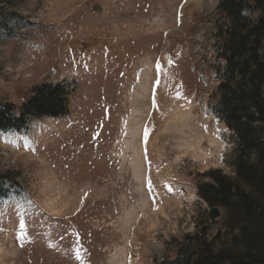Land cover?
<instances>
[{
  "label": "rangeland",
  "instance_id": "374dc122",
  "mask_svg": "<svg viewBox=\"0 0 264 264\" xmlns=\"http://www.w3.org/2000/svg\"><path fill=\"white\" fill-rule=\"evenodd\" d=\"M217 3L0 0V104L70 91L66 116L0 131V264H167L216 235L197 185L236 176L211 110Z\"/></svg>",
  "mask_w": 264,
  "mask_h": 264
},
{
  "label": "trees",
  "instance_id": "16d2710c",
  "mask_svg": "<svg viewBox=\"0 0 264 264\" xmlns=\"http://www.w3.org/2000/svg\"><path fill=\"white\" fill-rule=\"evenodd\" d=\"M215 29L224 68L211 110L234 139L236 176L214 170L197 185L198 197L226 218L210 241L197 236L195 247L184 243L167 264H264V0H218ZM69 103L67 85L39 84L17 116L11 103L0 104V131L20 132L30 116L64 117Z\"/></svg>",
  "mask_w": 264,
  "mask_h": 264
},
{
  "label": "water",
  "instance_id": "95a60500",
  "mask_svg": "<svg viewBox=\"0 0 264 264\" xmlns=\"http://www.w3.org/2000/svg\"><path fill=\"white\" fill-rule=\"evenodd\" d=\"M208 213H209V219L212 221L214 220L216 217H219L220 215V210L218 207H210L209 210H208ZM205 229H206V226L203 227V229L201 230L200 234L199 235H203L205 233ZM191 239L190 236H187L185 237L184 241H185V244H188L189 240Z\"/></svg>",
  "mask_w": 264,
  "mask_h": 264
},
{
  "label": "bare ground",
  "instance_id": "6f19581e",
  "mask_svg": "<svg viewBox=\"0 0 264 264\" xmlns=\"http://www.w3.org/2000/svg\"><path fill=\"white\" fill-rule=\"evenodd\" d=\"M133 111L135 112V111H138V110H137V109H134ZM187 123H188V122H187ZM187 123H185L184 126H187V125H186ZM138 125H139V124H137V123L134 124V122L131 123V124H130V123H129V124L126 123V124H125V131H130V130H132L133 133H135V131L137 130ZM137 172H139V166H137Z\"/></svg>",
  "mask_w": 264,
  "mask_h": 264
}]
</instances>
